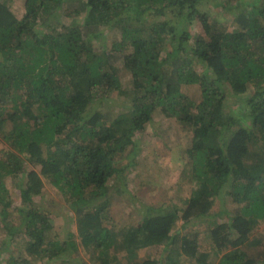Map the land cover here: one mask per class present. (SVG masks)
Masks as SVG:
<instances>
[{"label":"trees","instance_id":"16d2710c","mask_svg":"<svg viewBox=\"0 0 264 264\" xmlns=\"http://www.w3.org/2000/svg\"><path fill=\"white\" fill-rule=\"evenodd\" d=\"M14 1L0 0V227L24 235L26 254L5 264H86L80 248L93 264H264V0H214L230 24L203 0H76L68 22L51 16L72 0H23L21 12ZM106 27L118 35L98 46ZM114 96L127 108L110 116L97 106ZM230 96H242L244 118ZM156 113L186 134L171 160L186 194L122 225L127 199L109 183L140 166L136 139ZM46 185L75 214L64 240L35 204ZM206 221L212 248L201 251L200 230L182 229ZM152 245L157 255L137 258Z\"/></svg>","mask_w":264,"mask_h":264},{"label":"rangeland","instance_id":"374dc122","mask_svg":"<svg viewBox=\"0 0 264 264\" xmlns=\"http://www.w3.org/2000/svg\"><path fill=\"white\" fill-rule=\"evenodd\" d=\"M76 3V0H72L63 4L62 10L59 11V14L57 16L52 15L51 19L53 21L56 20V22H68L70 18L64 15L63 10L70 5L76 6ZM22 4L23 0H15L11 5L16 12H21ZM200 7L209 11L214 16H217L224 23H231V14L229 10L224 8L222 5H216L214 0H203ZM103 30H105L103 37L99 39L95 38L94 42L98 46H111V41L115 34H111V30L108 27L103 28ZM117 35L118 33L115 36ZM129 78L130 75L124 73L123 83L125 86H127ZM189 92L191 94H196L199 90L196 87H192ZM241 98L242 96H230L228 98V105L230 112L240 118H244L246 108L241 105ZM97 107L104 112H108L110 116H115L126 110L127 103L124 100V97L114 96V98L107 99ZM243 120L247 121L246 119ZM181 129V125L175 118L167 117L161 113H156L153 121L148 124L145 131L137 137L136 141L139 146V156L137 161L140 162V166L136 168L131 167L130 170L127 169L126 172L121 173V175L117 174L109 183V186L111 187L110 195L113 198L116 199L119 196H122L127 199L125 204H123V208L120 213V221L122 225H138L142 221L148 207L156 206V210H165L171 208L172 201H176L177 197L185 196L186 188L188 187L189 182L184 180L180 186L176 185V182L180 178L182 170L185 169V167L182 164L171 161L174 160L172 147H178L179 145L183 146L186 138V134L183 130L181 131ZM182 153L184 154V152ZM156 159H158V163H155ZM160 162L163 163V166L159 164ZM167 164L170 165V168L171 166H174L175 170L172 171L171 168L169 171H166L165 165ZM8 183L10 189H14L12 180L9 179ZM179 189H181V191H179ZM225 199L226 196H224V201ZM101 200L102 198L96 202ZM18 203L16 202L15 205ZM35 204L40 206L42 209H48L53 223V227L49 230L48 235L53 237L54 240H64L70 230L76 229L77 222L75 220V214L66 204L64 196L58 190L46 185L43 189L42 196L36 199ZM217 221H222V218L218 217ZM17 223V221L13 220L12 227H15ZM180 224L181 221L178 220L176 225L180 226ZM209 224L210 223L208 221L197 223L196 227L183 228L182 233H185L188 229H197V231L200 230V250L210 251L212 248V239L208 228ZM0 226L2 227L1 223ZM118 226H120V222ZM1 227L0 264H5L10 256H16L18 252H22L21 255H24V253L26 254L25 240L23 239L24 235L19 232H16L13 238H11L7 233L8 230L6 231V228ZM257 235H264V226L261 227ZM123 237L120 236V243L123 241ZM3 242H7V244H4ZM121 245L122 244H120V246ZM158 249L159 248L153 245L142 248L138 251L139 256L137 255V258L141 259L157 255ZM77 254L80 257L77 259H79V261L81 259V263L84 260L86 264H93V261L90 260L89 254L81 248L78 250ZM118 254L123 257V255L127 254V251H122V248L119 247ZM63 259L64 258H56L42 261L38 257L33 258L32 261L33 264H62ZM217 261L218 260H216V262Z\"/></svg>","mask_w":264,"mask_h":264}]
</instances>
